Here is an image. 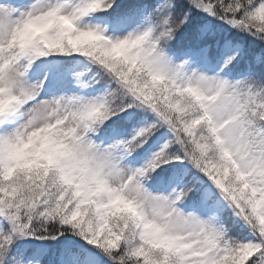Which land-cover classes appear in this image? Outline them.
<instances>
[{
    "label": "snow or ice",
    "instance_id": "1",
    "mask_svg": "<svg viewBox=\"0 0 264 264\" xmlns=\"http://www.w3.org/2000/svg\"><path fill=\"white\" fill-rule=\"evenodd\" d=\"M0 264H264V0H0Z\"/></svg>",
    "mask_w": 264,
    "mask_h": 264
}]
</instances>
